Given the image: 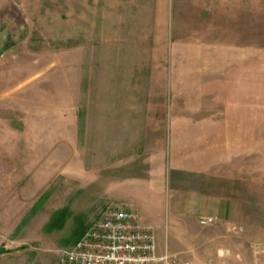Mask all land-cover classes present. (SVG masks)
<instances>
[{
  "label": "rangeland",
  "instance_id": "obj_1",
  "mask_svg": "<svg viewBox=\"0 0 264 264\" xmlns=\"http://www.w3.org/2000/svg\"><path fill=\"white\" fill-rule=\"evenodd\" d=\"M116 125L142 177L149 131L243 203L234 225H167L159 184L158 253L264 264V0H0V264H59L113 205L101 178L126 158L103 168L102 139Z\"/></svg>",
  "mask_w": 264,
  "mask_h": 264
},
{
  "label": "crops",
  "instance_id": "obj_2",
  "mask_svg": "<svg viewBox=\"0 0 264 264\" xmlns=\"http://www.w3.org/2000/svg\"><path fill=\"white\" fill-rule=\"evenodd\" d=\"M240 71L241 75L242 67H240ZM132 129L133 133L135 129ZM126 133L125 127L119 125L106 127L103 130L102 158L104 157L105 160L102 167L108 168L110 166L109 160L114 157L116 159L126 158L123 161L120 160L121 162L115 160V166H118L119 163L123 164V167L118 166L115 178L110 179L108 176H102L101 189L104 194V202L111 201L114 205L123 206L134 212L141 223L157 228L158 225L155 224L162 213L160 214V208L156 206L158 202L155 201L157 199L155 196L160 194L156 191L159 184L168 182L170 190L167 193L166 211L162 214L167 225H171L179 217L193 222L197 221L199 225H201L199 220L203 217L214 218V223L207 225H234L238 217H242L243 203L236 200V194L222 193L225 185H221V183L223 184L221 180L214 182L212 178H208L206 175L202 176L204 173L199 168L204 166L203 163L199 160L195 163L192 160H186L183 163L176 164L174 160H165L167 142L165 143L163 139L161 152H159V148L152 145L153 138L150 136L151 132L149 133V131L145 136L147 146L143 153L148 168L143 171L144 177H142V172L135 165L136 158L140 154L133 148L135 145L139 146V144L135 143L133 137L124 136ZM122 145L123 147L128 145L131 148L122 149ZM114 146H116V150ZM184 175L196 176L194 178L195 182L188 184V191L185 193L178 190L179 185L176 183L177 178L179 176L183 178ZM227 180L225 179V181ZM225 181L224 183H227ZM141 204H146V208L143 209ZM249 226L251 225H248V228ZM256 252L253 250L254 254Z\"/></svg>",
  "mask_w": 264,
  "mask_h": 264
},
{
  "label": "built area",
  "instance_id": "obj_3",
  "mask_svg": "<svg viewBox=\"0 0 264 264\" xmlns=\"http://www.w3.org/2000/svg\"><path fill=\"white\" fill-rule=\"evenodd\" d=\"M201 225L214 223L203 217ZM59 264H193L158 253L152 229L120 205H106L82 235L58 252Z\"/></svg>",
  "mask_w": 264,
  "mask_h": 264
},
{
  "label": "trees",
  "instance_id": "obj_4",
  "mask_svg": "<svg viewBox=\"0 0 264 264\" xmlns=\"http://www.w3.org/2000/svg\"><path fill=\"white\" fill-rule=\"evenodd\" d=\"M64 214H66L65 213V211H63V212H56V214L54 215V217L52 218L53 220V222L55 223L56 221H57V223H59V224H62V222L64 221V219H63V216H64ZM59 226V225H58ZM84 231H82V230H79L75 235H74V237L72 238V244L82 235V233H83Z\"/></svg>",
  "mask_w": 264,
  "mask_h": 264
},
{
  "label": "water",
  "instance_id": "obj_5",
  "mask_svg": "<svg viewBox=\"0 0 264 264\" xmlns=\"http://www.w3.org/2000/svg\"><path fill=\"white\" fill-rule=\"evenodd\" d=\"M5 252V248L4 247H0V255L3 254Z\"/></svg>",
  "mask_w": 264,
  "mask_h": 264
}]
</instances>
